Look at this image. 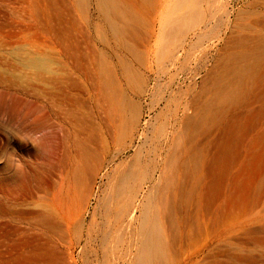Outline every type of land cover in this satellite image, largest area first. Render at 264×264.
Returning <instances> with one entry per match:
<instances>
[{
	"label": "rangeland",
	"instance_id": "374dc122",
	"mask_svg": "<svg viewBox=\"0 0 264 264\" xmlns=\"http://www.w3.org/2000/svg\"><path fill=\"white\" fill-rule=\"evenodd\" d=\"M0 264H264V0H0Z\"/></svg>",
	"mask_w": 264,
	"mask_h": 264
},
{
	"label": "bare ground",
	"instance_id": "6f19581e",
	"mask_svg": "<svg viewBox=\"0 0 264 264\" xmlns=\"http://www.w3.org/2000/svg\"><path fill=\"white\" fill-rule=\"evenodd\" d=\"M28 64H30L31 66L35 67V68H42L43 66H45V62L43 60H40V59H29L27 61ZM156 230V226L153 227V230ZM155 236V235H154ZM156 241L153 240L152 237H149L148 240L146 241V244H145V253L146 254H149V253H152L153 251L155 252L157 250V242L155 243Z\"/></svg>",
	"mask_w": 264,
	"mask_h": 264
}]
</instances>
